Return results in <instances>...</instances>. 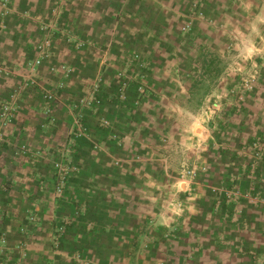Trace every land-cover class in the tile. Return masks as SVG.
I'll use <instances>...</instances> for the list:
<instances>
[{"label":"crops","instance_id":"obj_1","mask_svg":"<svg viewBox=\"0 0 264 264\" xmlns=\"http://www.w3.org/2000/svg\"><path fill=\"white\" fill-rule=\"evenodd\" d=\"M190 2L0 0V15L6 3L9 10L0 19V65L10 72L7 77L0 74V101L8 98L13 89L28 81L32 83L17 102L18 109L10 120L4 122L0 117V186L10 181L8 191L0 189V211L6 200L11 206L9 217L0 218V231L11 237L20 225L28 224L32 245L38 247L41 240L52 242V232L66 230L61 242L64 252L68 251L81 243L77 234L87 229V222L93 224L95 236L99 231L111 230L106 212L138 216L160 213L162 192H152V188L161 189L164 182H169L167 177L175 176L169 175L167 169H178L180 163L174 159L179 153L191 163L200 158V151L203 163L215 169L214 138L230 151L251 145L258 136L264 137V74L257 90L245 96L242 109L228 120L229 128L215 132L206 121L202 137L197 138L194 128L190 137L191 127L178 123L180 111L188 119L194 117L188 103L195 99L197 79L187 78L182 85L173 75L176 56L184 53L180 30ZM216 12L225 22L229 17L236 28L240 26L241 30H236V46L243 59L264 66V0H216L211 14ZM250 22L254 31L248 34L242 24ZM221 33L213 37L209 33L207 37L217 44L214 51L218 55L226 52L228 43L226 32ZM47 39L51 41V56L30 75L29 64L38 59V47ZM134 53L151 66L147 86L153 95L140 100L139 105L135 87L128 90L126 99H121L120 80L116 78ZM190 54L194 61L195 53ZM241 68L245 71L248 67ZM67 71L65 87L58 90ZM223 72L219 79L226 83L227 71ZM100 76L101 104L97 112L82 109L87 134L72 147L75 171L58 198L53 160L67 145L75 124L77 111L72 105L90 94ZM229 82L235 83L232 78ZM42 86L50 91L47 97L39 90ZM101 118L108 120V128L99 125ZM180 129L186 139L181 137ZM163 131L172 143L164 147L171 152L165 159ZM197 139L207 141L206 146L200 147ZM179 140L186 143V149L178 146ZM242 156L235 160L224 157L223 165L240 166ZM30 212L35 216L33 224L28 220ZM257 213L264 214L262 210ZM89 239L92 241H86ZM104 244L112 245L105 241ZM221 259L226 263L227 255ZM230 259L245 261L236 256ZM72 260L66 254L43 258L42 263L72 264Z\"/></svg>","mask_w":264,"mask_h":264},{"label":"rangeland","instance_id":"obj_2","mask_svg":"<svg viewBox=\"0 0 264 264\" xmlns=\"http://www.w3.org/2000/svg\"><path fill=\"white\" fill-rule=\"evenodd\" d=\"M193 1L188 6L185 24L180 30L184 53L176 56L178 61L173 75L182 85L187 78L197 79L194 86L195 99L188 103L194 111V117L188 119L187 114L180 111L182 114L179 112L178 123L183 127H191L190 137L194 128L196 137L201 138V129L206 121L215 132L229 128L231 123L228 120L242 109L245 96L257 90L264 74V66L261 62L254 65L250 64L251 59H243L236 46L239 42L236 30L240 31L241 28H236L229 17L225 22L218 12L211 14L216 0H203L202 18L193 14L191 16ZM190 18L194 19L193 29L190 33H185L184 27ZM242 27L248 34L254 31L251 22L242 24ZM219 32H226L228 38L226 52L220 55L214 51L217 44H214L213 38H207L209 33L213 37ZM190 52L195 53L194 61ZM241 65L248 68L244 71ZM206 66L210 69L206 70ZM188 68L189 71L183 72ZM150 69L149 62L144 61L137 53L132 54L127 68L116 73V78L120 80V91H125L124 99L131 87L137 88L139 92L137 105L141 104L140 100L153 95L147 86ZM224 70L227 71V84L219 79ZM0 74L7 77L9 72L4 70ZM99 78L97 82H100L101 90V76ZM230 78L235 83L231 84ZM31 84L28 81L13 89L8 98L0 101V111L4 104L12 102L13 95H23ZM39 90L44 97L50 92L43 86ZM184 134L181 133V137ZM163 135L161 145L162 157L165 159L170 150L164 147L172 143L164 131ZM185 137L186 135L183 139ZM197 140L200 147L206 146L207 141ZM215 140L214 138L212 146L215 148L212 154L215 169L203 163L200 151V158L196 157L191 163L187 162L182 153L175 156L174 162H179L180 166L178 169H167L169 175L174 173L175 176L167 177L169 182H164L161 189L152 188V192H162L160 196L163 209L160 213L149 212L138 216L106 212L105 218L111 228L109 232L99 231L95 236L93 224L87 222V229L77 234L81 243L69 247L65 252L61 240L66 230L52 232V242L41 240L38 247L32 245V232L28 224L20 225L11 237L7 232L0 231V239L6 240V244L0 246V264H43V258L66 254L73 259L72 264H264V214L257 213V210L264 212V137L258 136L251 145L230 151L225 150L223 142ZM255 143L261 148L258 156L251 149ZM178 146L186 149V143L181 140L178 141ZM225 152L228 153L227 157ZM240 153L244 160L239 167L223 165L226 159L235 160L240 157ZM244 156H247L246 160ZM192 169H196L195 178L187 175L188 170ZM174 170L178 171L177 175ZM7 185H10L8 180L0 189L8 191ZM113 201L117 203L116 200ZM5 203L7 204L0 211L2 220H6L10 214V203L8 200ZM118 208L121 210V207ZM85 212L86 210L81 214ZM32 216L33 213L30 212L28 220L33 224L35 216L33 219ZM89 225L93 227L88 228ZM86 238H92V241H86ZM104 241L112 245H106ZM120 242H124V245L119 246ZM224 254L228 259L226 263L221 259ZM230 256L244 258L245 261H231Z\"/></svg>","mask_w":264,"mask_h":264},{"label":"built area","instance_id":"obj_3","mask_svg":"<svg viewBox=\"0 0 264 264\" xmlns=\"http://www.w3.org/2000/svg\"><path fill=\"white\" fill-rule=\"evenodd\" d=\"M203 4V0H194L191 7H190V12L191 16L197 15V17H203V12H201V6ZM7 14H9V10L7 8V3L6 6L4 5V11L0 15V19L5 17ZM194 25V19L190 18L186 26L184 27L185 33H190L193 29ZM38 51L40 53L39 57L37 60L29 64V72L33 73L35 72L43 63L45 59L50 58L51 56V41L49 39L45 40L39 47ZM6 69H3L2 66H0V72H3ZM9 72V71H8ZM10 73V72H9ZM69 71H67L61 78L60 83L58 84V90H61L65 87V79H67ZM143 92L145 91L144 88L141 87ZM100 92V82H97L92 90L91 93L88 97L82 98L80 102L76 105H74L73 109L77 111L76 113V119H75V124L73 128L70 131V138L63 149L61 153H58V156L54 158L53 160V169L55 171V193L58 198H60L63 194L65 189L67 188V183L71 175L75 171V166L72 161V147L75 143V141L78 138H81L87 134V129L84 126V116L82 113L83 108H88V109H93L94 111H98L99 105L101 104V101L98 99V95ZM48 94V93H47ZM46 94V95H47ZM45 95V96H46ZM22 95L16 94L13 95L12 102L4 104L2 109H1V116L4 122H7L10 120L12 114H14L17 110V102L20 100ZM125 96V91L122 90L121 98L124 99ZM47 97V96H46ZM49 97V96H48ZM16 104V105H15ZM99 125L102 128H108L109 127V122L108 120L101 118L99 121ZM258 143L253 144L251 146V149H254L256 151V156H258V152L261 150V148L258 146ZM187 175L191 178L197 177L196 169L188 170ZM33 219V216H32ZM6 244V240L4 238L0 239V246H3ZM16 264H21L20 262H17Z\"/></svg>","mask_w":264,"mask_h":264}]
</instances>
